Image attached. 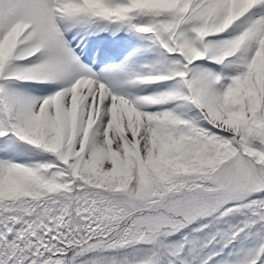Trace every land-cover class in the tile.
<instances>
[{"label":"snow or ice","instance_id":"snow-or-ice-1","mask_svg":"<svg viewBox=\"0 0 264 264\" xmlns=\"http://www.w3.org/2000/svg\"><path fill=\"white\" fill-rule=\"evenodd\" d=\"M0 264H264V0H0Z\"/></svg>","mask_w":264,"mask_h":264}]
</instances>
